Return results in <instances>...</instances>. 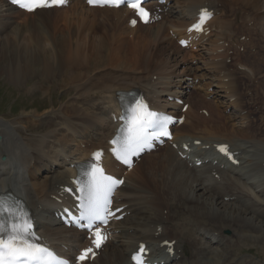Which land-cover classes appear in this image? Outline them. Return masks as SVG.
<instances>
[{
	"label": "bare ground",
	"instance_id": "1",
	"mask_svg": "<svg viewBox=\"0 0 264 264\" xmlns=\"http://www.w3.org/2000/svg\"><path fill=\"white\" fill-rule=\"evenodd\" d=\"M198 1L173 0L176 4L172 6L171 16L163 13L161 22L131 29L128 26L131 13L125 9H91L82 1L71 0V5L65 9L26 14L0 0V47L4 51L2 63L5 77L19 86L24 76L38 74L41 82L37 84L41 83V90L46 91L47 96H51L52 89L59 86L75 89L73 100L70 98L62 102L60 108L46 110L42 115L46 117L39 119L36 115L38 111L31 112L38 122H29L40 127L23 135L29 138H22L14 123L0 117V191L16 185L35 209L49 207L53 203L50 196L57 191L55 185L69 172L57 170L46 174L42 179L44 181L38 183L45 169L58 167L62 165V157L69 158V154L78 153L76 140L107 137L103 133L108 128L104 113L117 106L118 92L138 86L150 89L157 111L166 108L167 95L190 102L185 124L175 131L177 138L200 139L205 144L226 141L235 148H243L248 153L245 169H249L251 175H257L253 182L245 178V173L243 177H233L211 170L193 171L170 148L146 156L143 160L146 162H141L140 167L128 175L127 189L135 192L132 204L136 212L125 222L117 224L116 230L121 231L117 245L105 248L93 264H131L129 253L140 238L152 245L166 239L176 241L175 253L181 256L179 264H202L204 255L209 254L210 249L221 250L218 249L221 246L232 245L234 240L226 239L224 231L220 230L221 225L224 226V222L221 224L223 217L214 204L211 206L214 216L194 211L191 217L195 224L191 222V226L184 221L190 204L195 210L201 208L197 191L220 202H224L226 196L235 198L232 203L226 204L238 210L246 221L245 227L233 230L236 232V243L239 234L255 238L249 235L252 229L259 238L264 236V128L253 126L251 122L246 128L242 124L238 128L228 124H207L206 128H197L204 119L197 115L193 103H201L200 91L203 87L195 86V81L205 77L203 72L206 68L210 72L223 64L211 67L207 64L215 60L212 56L214 48L206 47L208 50L205 52L187 55L170 36L171 29L185 28L189 24L188 16L199 6L217 9L219 6L210 2H218L222 4L220 10L224 14L231 10L229 15H232L234 8L241 7L258 13L264 12V0H200L202 3L192 10ZM182 17L186 20L181 21ZM255 26L259 29L260 44L264 50V16L256 21ZM8 29H12L11 35L7 33ZM131 36L133 38L129 39ZM161 49L166 52L167 58L158 56ZM259 54L264 58V53ZM103 57L109 59L103 61ZM205 58L208 60L204 62ZM103 63L112 66L111 75L85 79L93 68ZM212 79L217 80V77ZM55 81L58 83L55 84ZM208 86H216V92L225 99L237 92L232 88L233 94L229 96L224 91V85L213 81ZM191 89L198 91L195 96ZM253 102L263 104L264 98L257 96ZM207 106L213 104L208 103ZM235 106L240 108L242 104ZM28 113L23 112V115ZM262 113L264 109L260 108V112L253 114L254 118L261 122ZM248 118L250 116H244L243 120ZM45 123L49 128L42 126ZM39 128L40 132L47 133L32 135ZM4 157L6 160L2 159ZM258 175L262 181L260 186L256 184L260 182H255ZM40 220L47 236L56 242L73 233L59 227L48 217L40 216ZM160 224L163 229L158 233L157 226ZM208 243L216 246L213 249ZM230 264L236 263L233 260ZM239 264L259 263L250 259Z\"/></svg>",
	"mask_w": 264,
	"mask_h": 264
},
{
	"label": "snow or ice",
	"instance_id": "2",
	"mask_svg": "<svg viewBox=\"0 0 264 264\" xmlns=\"http://www.w3.org/2000/svg\"><path fill=\"white\" fill-rule=\"evenodd\" d=\"M64 0H12L13 4H18L20 7L28 11H34L36 8L48 7L50 4H62ZM111 4L120 6L121 0H89V3ZM130 7L137 11V14L142 18L147 17L149 13L141 6V0H132L129 3ZM210 13L204 11L201 14L200 21L193 25L191 30L202 31V25L206 19L210 18ZM184 43V42H182ZM171 118L159 119L156 113L148 110L147 104L144 101L138 100L135 107L132 109V118L129 124V136L127 137L124 147L119 154V159L123 163L131 166L130 157L138 154L143 150L147 143L146 137L143 135V129L146 125L156 123L162 129L160 135L170 136L167 131V124ZM150 146V145H148ZM218 150L225 155H229L228 147L220 145ZM97 160L100 159L101 153L94 154ZM122 180L104 176L102 169L94 167L91 173V207L89 209V225L91 228L94 221L107 223L105 214L111 215L108 211V206L111 203L109 195L114 191L115 187L122 184ZM0 216H6L7 220H0V264H68L66 260L58 258L54 252L42 245L33 231L31 217L19 207L16 203L8 201H0ZM96 240L94 241L96 248L101 246L105 236L99 229L95 232ZM144 248L141 246L140 254L134 256L136 264H143L142 256ZM94 255L91 248L85 249L78 257L79 261L83 262L89 258V255Z\"/></svg>",
	"mask_w": 264,
	"mask_h": 264
},
{
	"label": "rangeland",
	"instance_id": "3",
	"mask_svg": "<svg viewBox=\"0 0 264 264\" xmlns=\"http://www.w3.org/2000/svg\"><path fill=\"white\" fill-rule=\"evenodd\" d=\"M248 5H251V7L254 8L252 4H248ZM7 33L11 35L12 29H8ZM154 53L157 54L158 51L155 49ZM3 56H4L3 47H0V117L8 121H11L12 124L14 123L13 125L16 127L19 135L22 138L26 139L29 137H23L25 133H29L32 131L35 132V128L40 127L37 124L34 125L33 122H29L31 120H33L35 123L38 122L35 115L31 114V112L38 111L36 115L39 117V119L46 117V116L44 117L42 116L46 110L51 109L53 107L60 108L62 102H66L70 98L73 100V96L75 95V89L69 86H66L65 88L62 89L59 86L57 89H52L54 91L52 92L51 96L49 95L47 96L45 93L46 91L43 92L41 90L42 89L41 83L37 84L38 82H41L38 74L24 76L21 79L19 86H17L16 84L10 82L5 77V68H4V64L2 63ZM158 56L167 58L166 52L163 49H161ZM108 59L109 57H103V61H107ZM112 70H113L112 66L103 63L99 67L93 68L92 71L88 73V76L85 79H87L88 77L92 78L95 75L98 77H102V76L107 77L112 74ZM57 83L58 82L55 81V84ZM46 84H48V82ZM23 112H29V113L23 115ZM261 115H262L261 122H263L264 113H262ZM21 117H23L25 120L22 119ZM16 124L18 126L26 125L29 128L28 132H27V127L19 128ZM255 124L256 122H254L252 125L254 126ZM42 126L45 129L49 128L48 124L46 123ZM53 128L54 127H52V130ZM259 128L262 127L260 126ZM40 130L41 128H39L35 134L32 133V135H43L47 133V132L45 133L40 132ZM145 162L146 160L142 161V163ZM249 173L250 172L248 171V174ZM241 176H243V174ZM254 176L257 175L253 174L249 178L250 179L254 178ZM43 181L44 180L40 178L37 182L42 183ZM251 181H253V179H251ZM255 182H260L259 175L258 178L255 179ZM261 182L256 184L260 186ZM152 188L153 187H151V189ZM196 194H197V198L200 200L199 207L201 208L200 210H195L193 208V205L190 204L191 206L188 208V210H186V216L183 217L184 221L186 223H189L191 226H192L191 222L195 224L193 218L191 217V213H193L194 211H200L201 213L208 214L210 217L214 216L215 214L211 212L212 211L211 206L214 204L218 208L219 212L223 217L221 224L224 222L223 224L224 226L220 224L221 225L220 230L224 231L225 237L234 240L232 245L221 246L220 248H218L221 250L210 249L209 252L210 255L207 254L210 257L206 259L207 255H204V260L202 264H221L224 262H225L224 264H230L235 259L237 261L251 259L254 263L264 264V236L262 238H259L252 229L249 232V235L255 236V238H251L250 236L241 237L239 234L237 237V243H238L237 244L235 242L236 232L234 233L233 230H236L238 227L246 226V221L244 219L245 217L241 215L238 212V210H236L233 206L226 204V202H220L217 201L216 198L214 199L211 196H205L202 191H197ZM158 198H160V196H158ZM207 241L208 240H206V242Z\"/></svg>",
	"mask_w": 264,
	"mask_h": 264
}]
</instances>
